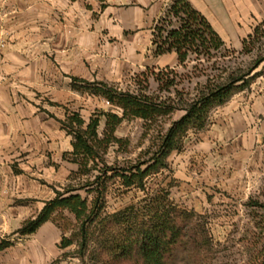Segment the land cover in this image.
Masks as SVG:
<instances>
[{
    "label": "crops",
    "instance_id": "1",
    "mask_svg": "<svg viewBox=\"0 0 264 264\" xmlns=\"http://www.w3.org/2000/svg\"><path fill=\"white\" fill-rule=\"evenodd\" d=\"M174 1L0 0L3 240L39 216L78 172L74 136L63 123L76 114L86 128L95 113L112 109L89 88L126 90L143 73L179 67L177 53L156 55L154 45ZM187 1L229 48L242 49L264 22V0ZM263 71L264 64L255 73ZM105 125L103 119L100 133ZM263 162L264 75L216 108L210 126L170 156L171 198L187 208L208 199L215 186L237 192L245 184L240 177L254 176ZM53 228L45 223L29 237L41 241Z\"/></svg>",
    "mask_w": 264,
    "mask_h": 264
},
{
    "label": "trees",
    "instance_id": "2",
    "mask_svg": "<svg viewBox=\"0 0 264 264\" xmlns=\"http://www.w3.org/2000/svg\"><path fill=\"white\" fill-rule=\"evenodd\" d=\"M261 37H264V22L243 41L240 56L250 54L252 50L248 46ZM154 45L156 55L177 53L179 67L185 68L191 55L196 56V62L201 64L198 66L214 62L212 67L202 71L205 83L198 85L195 95L176 91L177 100L145 95L150 81H140L139 76L135 80L138 90H121L106 84L89 88L105 98L112 109L95 113L86 128L76 114L63 123L74 136L72 160L79 165V170L39 216L24 224L18 231L21 237L36 234L50 222L64 231L62 250L70 248L75 238L82 241L85 249L91 242L93 230H98L100 235L106 236L97 237L100 248L108 244L106 249L117 264H171L179 249L200 251L201 245L197 239L193 240L197 234L190 235L188 224L193 212L174 203L169 191L152 190L149 181L153 175L170 169V156L183 149L190 131H200L208 125L212 110L226 105L236 93L250 87L259 75L255 72L264 64V58L258 59L251 68L241 64L232 66L230 59L236 52L187 0H175L170 6L162 23L156 27ZM195 69L198 71L199 67ZM209 69L212 74H208ZM168 70L176 74L174 69L152 74L161 91H170L176 86L178 74L172 80L165 78L163 73ZM176 112H183V116L172 121ZM165 118L172 121L168 128L158 125ZM103 119L106 125L100 133ZM138 119L144 121L146 134L152 131L157 134L153 146L144 154L151 157L109 162L110 149L121 143L117 130L124 122ZM111 184H117L121 193L139 190L144 199L110 215L106 212V198ZM68 227L72 228L70 238L65 234ZM187 238L191 244L186 242ZM12 246L10 241L0 242V251ZM254 264H264V248L260 260Z\"/></svg>",
    "mask_w": 264,
    "mask_h": 264
},
{
    "label": "rangeland",
    "instance_id": "3",
    "mask_svg": "<svg viewBox=\"0 0 264 264\" xmlns=\"http://www.w3.org/2000/svg\"><path fill=\"white\" fill-rule=\"evenodd\" d=\"M248 47L252 52L243 56L239 54L243 48H230L236 52V55L230 59L232 66L237 67L241 64L243 67L251 68L258 59L264 58V37L252 41ZM213 63H203L202 66H198L201 64L196 62V56L191 55L185 68L174 69L178 78L175 79L176 86L172 87L170 91L159 90V84L154 81L152 75L154 72H147L145 75L139 76V80L149 79L150 81L149 88L144 90L145 95L177 100L176 91L196 94L198 85L206 81L202 71L212 67ZM196 67H199L198 71H196ZM170 72L171 70L164 71L163 75L172 80L176 74H170ZM258 73L254 82L264 75V71ZM157 74L158 72L155 73V75ZM208 74H212L211 69ZM124 89L138 90L140 88L134 83L133 87L129 89L124 87ZM214 110L211 111L208 125L203 130L190 131L189 136L185 139L184 147L192 135L205 131L210 126ZM180 115H183V112L173 116L172 121L178 120ZM172 121L165 118L158 125L168 128ZM116 136L121 140V143L110 149L107 159L111 163L116 160L122 163L125 160L138 158L147 160L151 156H144V154L153 146L157 134L154 131L146 134L144 121L138 119L121 127ZM230 165L232 162L228 160L227 166ZM254 172L252 177H240L245 184L241 189L237 188V192L230 190L229 186L227 189L215 186V190H212L214 193L208 199L191 202L187 207L193 212L188 221L190 235L195 237L197 234L193 240L197 239L201 249L198 253L179 249L172 258L171 264H254L260 260L264 248V162ZM171 175V169L153 175L149 181V187L152 190L160 188L170 192L172 185H170L168 177ZM143 199L144 194L139 190L121 193L117 184H111L106 198V212L110 215L115 214L138 204ZM172 201L183 208L176 200L172 199ZM60 224L66 225L65 222ZM53 225L54 228L49 232L48 237L41 240L43 242L39 240L38 236L23 238L18 234V231L6 236L5 240L13 243V246L0 251V264H117L115 261L113 262L112 256L106 249L108 244L104 243L102 244L104 249L100 248L97 237L102 235L105 238L106 236L100 235L98 230H93L91 242L85 249L82 246V241L75 238L74 244L70 248L62 250L60 244L64 231L55 224ZM65 234L70 238L72 228L68 227ZM5 240L0 237V242ZM185 240L191 244L188 238Z\"/></svg>",
    "mask_w": 264,
    "mask_h": 264
},
{
    "label": "built area",
    "instance_id": "4",
    "mask_svg": "<svg viewBox=\"0 0 264 264\" xmlns=\"http://www.w3.org/2000/svg\"><path fill=\"white\" fill-rule=\"evenodd\" d=\"M106 104H107L109 107H112V106L110 105V103H109V102H106Z\"/></svg>",
    "mask_w": 264,
    "mask_h": 264
}]
</instances>
